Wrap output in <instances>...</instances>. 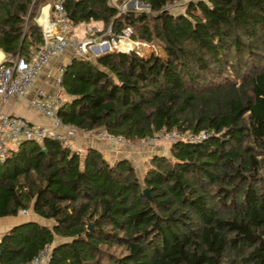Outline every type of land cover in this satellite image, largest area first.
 I'll use <instances>...</instances> for the list:
<instances>
[{
    "label": "trees",
    "instance_id": "obj_1",
    "mask_svg": "<svg viewBox=\"0 0 264 264\" xmlns=\"http://www.w3.org/2000/svg\"><path fill=\"white\" fill-rule=\"evenodd\" d=\"M55 1L0 0L3 64L30 58ZM111 1L65 0L72 32L96 21L109 39L130 27L167 58L73 56L63 124L129 143L161 129L208 134L167 143L141 176L95 147L23 140L0 161V218L43 221L5 231L0 264H28L45 247L46 264H264V0H188L181 11L169 8L181 0H139L148 11L123 12Z\"/></svg>",
    "mask_w": 264,
    "mask_h": 264
},
{
    "label": "built area",
    "instance_id": "obj_2",
    "mask_svg": "<svg viewBox=\"0 0 264 264\" xmlns=\"http://www.w3.org/2000/svg\"><path fill=\"white\" fill-rule=\"evenodd\" d=\"M65 0H56L50 20L42 26L43 40L39 47L31 54L29 59L16 56L9 58V64L0 63V102L5 103L9 97L28 98L29 103L42 115L51 121L50 126L36 125L30 123L24 117L8 114L0 110V161H4L11 155V149L17 147L23 140H35L41 142L43 139L59 141L68 149L73 148V144L68 136L62 132L63 124L58 115V109L63 105L65 99L53 92L45 91L43 88H36L34 94L28 97V92L36 81L38 74L42 71L48 60L64 51L70 50L73 56H85L92 50L96 57L106 51L116 49L128 52L133 47L140 44L130 38L131 29L126 27L121 34L109 39L101 34L86 40L80 39L71 30L69 19L64 7ZM117 3V0L112 2ZM127 0L117 4L119 12L127 8ZM110 32V28L106 33ZM138 54L139 52L136 51ZM6 60V59H5ZM68 64V63H67ZM66 64L60 65L54 75H46V83L53 82L56 87L63 91L61 84L62 74L65 72ZM83 130V129H82ZM87 131V130H86ZM206 131L199 134L181 133L175 129L157 131L153 136L143 139L144 143L153 144L159 141L168 143L177 139L185 141H198L207 136ZM97 135L110 142L123 141L119 137H114L104 130H98ZM26 214L25 210L20 211ZM49 259V247H45L33 257L28 264H46Z\"/></svg>",
    "mask_w": 264,
    "mask_h": 264
},
{
    "label": "crops",
    "instance_id": "obj_3",
    "mask_svg": "<svg viewBox=\"0 0 264 264\" xmlns=\"http://www.w3.org/2000/svg\"><path fill=\"white\" fill-rule=\"evenodd\" d=\"M132 2L129 1L128 4ZM52 15V10L50 11V8L48 6H45L42 8L40 15L38 17L39 23L44 26L49 20ZM100 24V22H97ZM73 57V53L70 50L64 51L58 55L52 56L42 71L38 74L36 81L33 83L31 89L28 92V97L34 94V91L36 88H43L45 91L53 92L56 95L60 96L63 99L67 98V95L59 90L56 85L53 82L46 83L44 81V78L46 75H54L60 65L67 64L70 62V60ZM6 59L5 53L0 50V63L3 62ZM0 110L8 113V114H14L24 117L26 120H28L32 124L36 125H43V126H50L51 121L48 117L42 115L39 113L28 101V98H10L5 103L0 102ZM98 130H82L73 128L71 126H65L62 129V132H64L68 138L71 140L73 144V148L84 152V150L87 147H95L99 149L103 156L110 162H113L121 157H126L132 160L133 157L128 155V151H132V156L135 152V148L128 147L124 144L123 141L121 142H110L106 139L101 138L97 135ZM165 144V143H163ZM169 149L166 145H159L157 147L158 149L166 148ZM131 148V149H130ZM142 155L146 154L144 150L141 152ZM152 155V154H151ZM26 216H23V214L20 212L19 216L16 217H1L0 218V240L2 237V234L7 231L10 227H12L15 223H18L24 219H33L37 220L39 222L43 221L41 218L33 214L32 212H28L25 214Z\"/></svg>",
    "mask_w": 264,
    "mask_h": 264
},
{
    "label": "rangeland",
    "instance_id": "obj_4",
    "mask_svg": "<svg viewBox=\"0 0 264 264\" xmlns=\"http://www.w3.org/2000/svg\"><path fill=\"white\" fill-rule=\"evenodd\" d=\"M129 1L130 0L126 1L127 8H133L136 11H142V10L148 11L149 10L148 5L143 2L139 3L140 2L139 0H131L132 2L128 4ZM186 1L188 0H181L176 5L174 4L170 6L169 8L173 10L181 11L182 6L184 5ZM112 3H114V1ZM45 6H48V8H50V11L52 10L50 4H47ZM105 33L106 31H103V25L101 23L100 24L97 23L96 21H90L88 23H80L74 28V34H76L82 40L94 38L101 34L105 35ZM133 50L138 51L139 54L143 56L148 62H153L158 59L164 60L167 58V56L165 55L161 47V44L159 43L156 37H153L148 42H140L138 47L136 46L133 47ZM89 54L96 57V55L94 54L92 50L90 51ZM10 98H16V97L13 96V97H9L8 99ZM123 142L126 146L128 147L133 146V148L136 149L133 156H132V151L131 152L128 151L127 154L133 157L132 161L140 176L144 173V170L148 167L149 160L152 157L151 154H155V153L165 154V155L168 154L167 147L163 149L157 148L159 147V145H166L168 143L166 141H159L158 143H153V144L144 143V141H139L137 143H129L127 141H123ZM142 150H144L146 154L142 155L141 154ZM23 216H26V215L23 214Z\"/></svg>",
    "mask_w": 264,
    "mask_h": 264
},
{
    "label": "water",
    "instance_id": "obj_5",
    "mask_svg": "<svg viewBox=\"0 0 264 264\" xmlns=\"http://www.w3.org/2000/svg\"><path fill=\"white\" fill-rule=\"evenodd\" d=\"M139 3H142V2L140 1ZM108 52H109V51H106L105 53H102V54H100V55H98V56L104 55V54H106V53H108ZM98 56H97V57H98ZM144 193H145L146 195H148V190H147L146 188L144 189ZM90 227H91V225L88 226V228H90Z\"/></svg>",
    "mask_w": 264,
    "mask_h": 264
}]
</instances>
